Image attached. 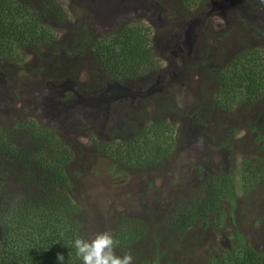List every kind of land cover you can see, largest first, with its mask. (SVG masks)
Listing matches in <instances>:
<instances>
[{"label": "rangeland", "instance_id": "obj_1", "mask_svg": "<svg viewBox=\"0 0 264 264\" xmlns=\"http://www.w3.org/2000/svg\"><path fill=\"white\" fill-rule=\"evenodd\" d=\"M21 1L47 21L55 39L0 60V130L21 149L30 145L25 122L54 132L68 154L63 186L78 207L84 238L112 234L129 220L143 234L115 252L130 253L133 264H213L241 245L264 254V183L243 192L240 177L252 158L264 161L261 141L249 131L264 117V97L247 107L238 96L226 110L211 102V76L240 52L255 49L264 60V0H52L61 20L39 14L45 0ZM130 25L149 31L156 66L117 81L87 45L94 35ZM157 119L172 125L171 150L152 166L120 171L94 146L99 138L127 140ZM1 164L3 194L35 190L18 183V168ZM222 175L230 178L231 198L220 220L210 215L205 227L199 219L184 233L167 232L165 219L179 202L197 194L206 178Z\"/></svg>", "mask_w": 264, "mask_h": 264}, {"label": "trees", "instance_id": "obj_2", "mask_svg": "<svg viewBox=\"0 0 264 264\" xmlns=\"http://www.w3.org/2000/svg\"><path fill=\"white\" fill-rule=\"evenodd\" d=\"M43 3L39 14L44 13V17L48 14L46 19L54 15L61 20L56 3L52 0ZM28 7L25 1L0 0V60L16 59L24 50L47 46L55 39L47 21ZM93 37V42L87 45L89 52L114 80H133L156 66L153 52L156 47L145 27L130 25ZM258 52L255 49L240 52L211 76L216 86L211 101L214 106L229 109L233 100L242 96V105L249 107L264 97V60L261 61ZM260 114H264V105ZM257 120L250 124L249 131L252 141H261L264 148V117L259 115ZM24 129L30 138V145L24 149L12 146L9 136L7 144L0 130V165H13L20 172L19 184L35 186L32 193L23 195L3 194L0 186V264H59L58 254L64 257L63 264H82L73 247L76 238H84L75 219L78 207L63 186L67 180L63 172L67 166V151L60 144L56 146L51 130L35 122H25ZM171 131V123L157 119L140 127L127 140L111 144L99 138L94 146L99 153L112 158L120 171L141 170L169 154L171 148L167 139L171 138ZM242 172L241 189L250 192L264 183L263 159L252 158L243 164ZM229 185L230 178L225 175L206 178L199 185L198 193L182 199L165 219L167 232L184 233L199 219L205 227L212 222L210 215L220 220L222 203L231 198ZM137 224L129 220L119 222L111 235L120 248L141 238L143 232ZM213 264H264V254L241 245L221 254Z\"/></svg>", "mask_w": 264, "mask_h": 264}, {"label": "clouds", "instance_id": "obj_3", "mask_svg": "<svg viewBox=\"0 0 264 264\" xmlns=\"http://www.w3.org/2000/svg\"><path fill=\"white\" fill-rule=\"evenodd\" d=\"M118 244L108 232L97 233L93 238H76L73 242L77 257L82 264H133L130 253L118 256L115 248ZM59 264H63L64 257L57 255Z\"/></svg>", "mask_w": 264, "mask_h": 264}, {"label": "flooded vegetation", "instance_id": "obj_4", "mask_svg": "<svg viewBox=\"0 0 264 264\" xmlns=\"http://www.w3.org/2000/svg\"><path fill=\"white\" fill-rule=\"evenodd\" d=\"M134 3V1H132Z\"/></svg>", "mask_w": 264, "mask_h": 264}]
</instances>
